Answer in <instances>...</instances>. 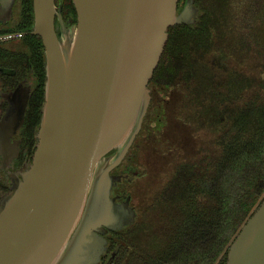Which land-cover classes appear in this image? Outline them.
Masks as SVG:
<instances>
[{"label":"water","instance_id":"1","mask_svg":"<svg viewBox=\"0 0 264 264\" xmlns=\"http://www.w3.org/2000/svg\"><path fill=\"white\" fill-rule=\"evenodd\" d=\"M15 0H0V21ZM32 33L45 50V95L33 161L0 203V264H99L109 230L138 211L113 196L151 105L150 82L169 28L193 22L187 0H33ZM56 18L60 24L56 30ZM224 264H264V200L231 243Z\"/></svg>","mask_w":264,"mask_h":264},{"label":"trees","instance_id":"2","mask_svg":"<svg viewBox=\"0 0 264 264\" xmlns=\"http://www.w3.org/2000/svg\"><path fill=\"white\" fill-rule=\"evenodd\" d=\"M229 3L206 0L198 24L171 26L151 81L168 90L179 81L183 68L191 67L189 85L198 71L196 63L228 50L236 53L237 61L242 58L245 64L248 59L250 72L242 66L229 67L233 86L227 116L212 115L200 124L207 126L210 133H203V140L210 139L211 145L207 148L202 143L195 149L187 160L190 168L168 181V187L141 211L139 220L120 232L112 231L110 249L114 251L111 258L104 256L103 264H224L231 243L264 200V30L251 22H237L235 16L231 20ZM262 4V0L249 4L254 17L264 16ZM65 10L76 23L73 0H68ZM233 12L237 14L236 9ZM199 52L202 58L195 61ZM206 64L202 65L205 70L222 76L219 69L210 71ZM165 75L170 79H163Z\"/></svg>","mask_w":264,"mask_h":264},{"label":"flooded vegetation","instance_id":"3","mask_svg":"<svg viewBox=\"0 0 264 264\" xmlns=\"http://www.w3.org/2000/svg\"><path fill=\"white\" fill-rule=\"evenodd\" d=\"M229 1H231L229 3L231 20L235 16L237 22L241 20L247 22V25L252 23L254 27L258 25L257 28L264 30V16L254 17L255 13H251L249 5L257 0ZM262 1L264 6V0ZM55 2L57 5L62 3L61 14L65 24L67 26L74 24L65 10L68 0H55ZM186 2L187 0H183L184 4L181 7L179 4V12L184 9ZM205 3L206 0H193V6L196 7L197 12L193 17L194 21L187 24L199 23ZM234 9H236V15L233 12ZM55 24L56 30L59 31L60 24L57 18ZM33 25V0H15L11 16L0 21V203L11 190L14 180L21 178L30 166L36 150L37 131L41 122L45 95L46 72L44 44L40 35L31 32ZM149 86L152 100L143 128L125 159L112 170L113 174L122 175V181L114 187L112 195L120 203L124 202L128 195H131L130 205L138 211L137 220L141 216L139 204L136 203V185L138 186L137 181L141 174L137 143L141 141L140 137L145 135V128L151 132L152 126L154 129L155 125L160 124L158 122L165 120L163 116L160 118V114L154 118L150 115V108L155 101L154 91L158 89L153 81ZM172 87L163 90L168 93ZM167 101L169 102V100ZM162 122L164 123V121ZM132 150H136V174L125 171L122 167ZM109 231L111 234L106 235V238L110 243L113 230ZM113 251L109 244L99 264H103L105 255H107V259L111 258Z\"/></svg>","mask_w":264,"mask_h":264},{"label":"rangeland","instance_id":"4","mask_svg":"<svg viewBox=\"0 0 264 264\" xmlns=\"http://www.w3.org/2000/svg\"><path fill=\"white\" fill-rule=\"evenodd\" d=\"M229 41L228 47L231 48L233 41ZM240 46L238 44L237 49ZM243 52L246 51L242 49ZM255 52L253 55L256 54L257 56V52ZM219 54L221 56H218L217 53H211L203 58L204 61L198 62L199 64L196 63L198 71L189 85L187 84V73L191 67H186L183 68V73L178 78L179 81L173 85L168 93L158 86V90L154 91L155 101L150 108V115L154 118L160 114V118L163 116L165 120L158 122L160 124L155 125L154 129L152 126L151 132L145 128L146 136L140 137L141 141L137 143L141 174L137 181L138 186L136 185V203L139 204L142 212L154 201L164 187H168L167 183L174 175L180 173L179 177H181L190 168L186 166L190 165L187 160L190 159L195 149L198 150L202 143L207 148L211 145L210 139L203 140V133L204 135L205 132L208 133L207 126L201 127L200 124L202 125L205 120H211L212 115L227 116L226 112L230 105L229 92H232L229 87L233 86L229 78L232 76L229 75L232 73L229 67L236 65L239 68L242 66L250 72L248 59L245 60V64L242 63L244 62L242 58L237 61L236 53L231 50ZM195 57L196 61L201 59L202 55L199 52L195 54ZM203 64L211 66L208 68L210 71H214L212 67L219 69L222 76H214L205 70ZM166 78L169 80L170 75H165L163 79ZM161 82L164 85L166 81ZM187 85L191 90H187ZM205 90H207L206 96L204 95ZM209 92H212L211 95ZM225 99L227 101H224ZM135 154L136 150H132L122 166L125 171L134 174L137 173ZM164 196H168V194L166 193Z\"/></svg>","mask_w":264,"mask_h":264}]
</instances>
